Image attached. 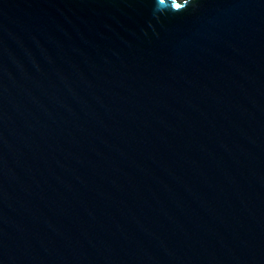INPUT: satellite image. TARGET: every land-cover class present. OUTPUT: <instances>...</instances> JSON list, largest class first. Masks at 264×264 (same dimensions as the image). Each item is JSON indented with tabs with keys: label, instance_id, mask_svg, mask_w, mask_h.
Here are the masks:
<instances>
[{
	"label": "water",
	"instance_id": "1",
	"mask_svg": "<svg viewBox=\"0 0 264 264\" xmlns=\"http://www.w3.org/2000/svg\"><path fill=\"white\" fill-rule=\"evenodd\" d=\"M0 264H264V0H0Z\"/></svg>",
	"mask_w": 264,
	"mask_h": 264
}]
</instances>
